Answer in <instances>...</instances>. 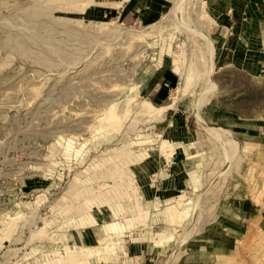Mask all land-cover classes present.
<instances>
[{
    "label": "rangeland",
    "instance_id": "rangeland-1",
    "mask_svg": "<svg viewBox=\"0 0 264 264\" xmlns=\"http://www.w3.org/2000/svg\"><path fill=\"white\" fill-rule=\"evenodd\" d=\"M209 22L204 0H0V264H209L232 233L233 264H264L231 205L264 158L228 125L264 80L210 58Z\"/></svg>",
    "mask_w": 264,
    "mask_h": 264
},
{
    "label": "crops",
    "instance_id": "crops-1",
    "mask_svg": "<svg viewBox=\"0 0 264 264\" xmlns=\"http://www.w3.org/2000/svg\"><path fill=\"white\" fill-rule=\"evenodd\" d=\"M204 1L210 19L205 29L215 48V61L222 67H234L247 78L264 80V0ZM241 116L237 115V119L228 116V125L236 137L233 139L236 144H254V148L259 149V157L264 158V102L257 106L253 116ZM171 193L169 190L168 195ZM231 205L238 207V215L243 219L244 229L239 232L243 249L248 250L253 239L264 244V181L254 188L249 184L245 194L237 203L234 198ZM228 235L226 241H212V245L199 246L195 250H203L202 255L211 256L209 264H233L236 236L235 233ZM201 262L207 263L204 259Z\"/></svg>",
    "mask_w": 264,
    "mask_h": 264
},
{
    "label": "bare ground",
    "instance_id": "bare-ground-1",
    "mask_svg": "<svg viewBox=\"0 0 264 264\" xmlns=\"http://www.w3.org/2000/svg\"><path fill=\"white\" fill-rule=\"evenodd\" d=\"M196 30V29H195ZM198 32H200V34H202L204 37H205V40H206V42H207V45H208V49H209V53H210V58L212 57V52H213V46H212V44H211V41H210V39L206 36V34H204L202 31H201V29H198L197 30ZM210 58H208L209 59V62L211 61V59ZM195 63V62H194ZM196 63L198 64L199 63V61H198V59L196 60ZM211 63H212V61H211ZM210 63V64H211ZM212 65H210V67H211ZM195 67H197V66H195ZM195 67L194 66H191V67H189V69L187 70V72H185V74L183 75V85H182V87H183V90H186L187 88H188V86H189V84H191V83H193L192 81H194L193 80V78L192 77H195L194 79L196 80V77H197V75H199V71L198 70H196L195 69ZM198 69V68H197ZM210 71H211V69H210ZM191 82V83H190ZM210 84V83H209ZM155 110V109H154ZM153 111V110H152ZM232 141V140H231ZM232 150V149H231ZM232 154V153H231ZM230 154V155H231ZM229 155V154H228ZM227 157V156H226ZM230 158V156L227 158V159H229Z\"/></svg>",
    "mask_w": 264,
    "mask_h": 264
}]
</instances>
